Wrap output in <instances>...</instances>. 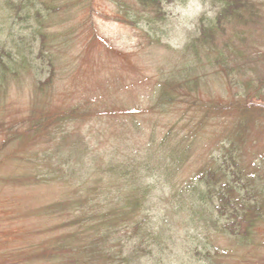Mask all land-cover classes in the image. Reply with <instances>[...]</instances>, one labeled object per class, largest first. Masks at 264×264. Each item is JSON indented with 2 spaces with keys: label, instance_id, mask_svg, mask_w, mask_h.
Wrapping results in <instances>:
<instances>
[{
  "label": "rangeland",
  "instance_id": "374dc122",
  "mask_svg": "<svg viewBox=\"0 0 264 264\" xmlns=\"http://www.w3.org/2000/svg\"><path fill=\"white\" fill-rule=\"evenodd\" d=\"M238 5L228 20L218 0H0V79L19 63L0 80V264L72 263L71 209L56 204L74 199V153L93 165L105 209L117 202L100 181L109 157L131 171L148 149L161 160L144 166L138 221L163 237L145 235L136 264H264V0ZM78 106L89 115L63 132L22 138L32 119ZM217 161L239 174L234 201L260 206L250 237L223 232L216 216L205 222L203 207L200 218L174 206L179 185Z\"/></svg>",
  "mask_w": 264,
  "mask_h": 264
},
{
  "label": "trees",
  "instance_id": "16d2710c",
  "mask_svg": "<svg viewBox=\"0 0 264 264\" xmlns=\"http://www.w3.org/2000/svg\"><path fill=\"white\" fill-rule=\"evenodd\" d=\"M138 1L145 6L151 4L158 7L161 4V0ZM218 1L222 6L221 18L226 17L230 20L238 16L239 10L236 9L239 8V0ZM43 47H45V42H42ZM20 60L24 65L27 64L26 57L20 58ZM18 65V62H14L12 67L5 66L0 80L6 78L7 71L13 72ZM41 87L44 86L41 85ZM164 98H166V95L162 92V101ZM89 113L90 108L88 106H78L71 107L69 111H63L58 116L45 117L42 121L41 118L32 119L31 126L24 131L22 138H26L29 143H32L40 133H51L53 129L63 132L62 126L64 124L80 120ZM151 150L153 149L146 151L147 153L142 161L128 163L131 165V171L122 164L124 161L117 163L113 161L114 156L109 157L107 171L101 175L100 181L106 184L109 190L115 188L117 202L114 208H117L118 211L110 207L111 205H108L105 209V206L101 207V202L97 201L99 197L98 189L92 183L93 179L97 177V174L91 175L93 165L88 162L84 165L86 156L82 154L81 150L74 153L72 160H75V165H71L70 169L71 180L76 178L78 182L77 185L73 186L75 188L74 199L67 201V203L64 201L56 204V208H59L61 213L67 207L71 209L70 219L65 227L67 233L64 235V242L71 241L70 244H74V248H71L69 254L74 251L78 253L74 254V259L71 260L73 262L70 264H136L137 260L143 258L141 256L142 247L144 246L142 243L146 244L144 240L147 236L152 237L156 244L162 239L163 233H155L151 221L147 224L144 223L146 229L143 228L144 224L142 225L138 221L140 217L145 219L143 216L147 213V196L150 191V186L145 184L146 181L143 179L144 166L156 158L161 160V157ZM177 155L178 153L174 152L172 156ZM181 158L179 160H182ZM171 159L173 161L172 169H167L166 172L175 175L174 170L178 165V160L175 157ZM182 164L183 162L179 164V168ZM226 164L223 161H217L211 167H203L198 174L192 177L193 184H180L179 196L175 197L178 198V203L174 206H176L178 212L183 210L181 209L183 207L186 209L187 206V213L200 218L202 214L195 210L203 207V214L207 216L205 222L211 223L209 216H216L222 223L220 228L223 232L229 233L231 236L250 237L253 224L249 217L254 213L255 220L260 219L262 213L258 214L259 211H257L260 206L257 202H254L253 198L251 199V196H245L239 202L234 201V184L238 187V183L234 181V178L239 179V174L233 171L232 167L229 169ZM85 168H87V171L83 172ZM103 176H105V181ZM116 182L121 183V185ZM62 184L65 185L64 182ZM173 187L171 193H176L177 183ZM243 191L247 192L246 190ZM251 203L254 205L252 206ZM98 206L100 207L98 208ZM127 221L129 222L127 223ZM241 225L243 230L237 232L236 230ZM120 228L123 230L119 231ZM132 228L134 234L143 233V235L137 238L130 235L129 229ZM145 235L146 237H144ZM64 242L61 243L64 244ZM113 244L117 246H113ZM117 247L120 249L117 250ZM98 260H101V262Z\"/></svg>",
  "mask_w": 264,
  "mask_h": 264
}]
</instances>
